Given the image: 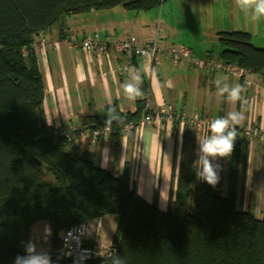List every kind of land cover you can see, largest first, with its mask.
<instances>
[{
    "label": "trees",
    "instance_id": "1",
    "mask_svg": "<svg viewBox=\"0 0 264 264\" xmlns=\"http://www.w3.org/2000/svg\"><path fill=\"white\" fill-rule=\"evenodd\" d=\"M163 1L0 0V264H14L18 255H25L24 245L39 222L51 231L47 254L52 264H110V258L81 262L58 253L59 234L106 216L116 222L114 254L126 257L127 264H264V213L256 219L242 209L238 197V176L247 159L238 140L224 197L220 183H198L191 197L192 178L183 176L169 210L160 211L136 196L125 176L97 168L92 153L69 151L67 140L46 123V90L31 48L33 37L68 14L117 6L146 12ZM217 36L220 50L209 59L264 77V48L252 45L250 32ZM187 49L192 59L206 60ZM145 100L135 114L117 115L119 122L109 125L114 135L149 114Z\"/></svg>",
    "mask_w": 264,
    "mask_h": 264
},
{
    "label": "crops",
    "instance_id": "2",
    "mask_svg": "<svg viewBox=\"0 0 264 264\" xmlns=\"http://www.w3.org/2000/svg\"><path fill=\"white\" fill-rule=\"evenodd\" d=\"M226 2L175 0L146 12L117 6L105 11L68 14L60 19V23L33 37V40L43 38L48 43L35 49L34 54L46 90L42 111L54 134L62 136L65 131L69 132L73 136L67 140L69 151L92 153L97 168L116 177L125 176L136 196L160 211L169 210L174 202L180 177L192 178L191 197L198 183H206L196 178L194 167L197 137L203 135L195 128L181 126L176 120L159 123L153 116L143 127L137 126L138 123H127L120 135L113 133L91 144L85 138L89 127L105 125L106 114L111 109L116 115L135 114L139 101L145 98L151 110L170 106L180 118L198 115L213 119L223 117L229 111H241L244 119L237 127L264 126V77L248 73L250 85L247 86L237 77L220 71L199 72L189 64H174L166 57L153 61L135 54L115 52L94 57L72 45L80 43L84 36L94 34L99 41L106 43L133 37L141 45L156 42L163 48L184 46L195 58L209 59L220 50L219 33L248 32L243 28V22L234 19L235 0H230V5ZM123 67L144 69L141 85L144 96L135 102H129L123 96L121 84L127 74V71L120 73ZM217 76L226 77L230 85H242L245 88L243 100L231 104L219 97L213 82ZM237 140L247 153L246 164L238 176V197L242 209L253 214L248 159L252 155L255 158L264 156V142L238 135ZM229 161L230 156L214 161L221 167L218 183L223 197L227 192ZM261 201L264 209V193ZM50 236L48 225L39 222L32 227L29 241L36 245L38 252L48 253Z\"/></svg>",
    "mask_w": 264,
    "mask_h": 264
},
{
    "label": "built area",
    "instance_id": "3",
    "mask_svg": "<svg viewBox=\"0 0 264 264\" xmlns=\"http://www.w3.org/2000/svg\"><path fill=\"white\" fill-rule=\"evenodd\" d=\"M47 41L43 38L32 40L31 48H43L47 45ZM75 48L80 47L86 54L96 57V55L107 52H115L118 54L131 55L135 54L144 59L157 61L160 58H169L172 63L190 62L200 72L207 70L209 72L222 71L225 75L237 77L241 79L244 85H250L247 78L248 72L237 68L233 65H225L215 59L197 60L192 59L190 52L184 46H169L163 48L156 42L150 45H141L135 38L128 37L122 41L106 43L98 40L96 34L84 36L80 43L72 45ZM127 67L120 70L121 74H125ZM144 111L149 114L143 116L137 124L143 127L151 122L152 117L156 116L159 123H170L176 120L181 126L195 128L201 135L207 134L208 123L212 120L209 118L193 115L191 117H177L170 106H165L157 110H151L148 102H145ZM114 130L111 126L101 125L98 128L86 133V140L95 144L96 142L106 139L113 135ZM237 135L242 138L258 139L264 142V126L248 125L247 127H237ZM66 140H70L73 136L69 132L62 135ZM103 225V218L81 223L70 227L65 232L59 234L60 247L59 256L64 259H75L81 262L96 260L98 258H110V254H114L115 249L111 244V237L108 240L101 238L100 229Z\"/></svg>",
    "mask_w": 264,
    "mask_h": 264
},
{
    "label": "clouds",
    "instance_id": "4",
    "mask_svg": "<svg viewBox=\"0 0 264 264\" xmlns=\"http://www.w3.org/2000/svg\"><path fill=\"white\" fill-rule=\"evenodd\" d=\"M236 6L250 22H264V0H235ZM142 68L127 69L126 79L121 84L123 96L129 102H135L143 98L144 92ZM216 87V94L231 104L243 100L242 94L245 88L240 84H229L226 77L217 76L213 81ZM170 83V82H167ZM115 110L111 109L106 114L105 126L113 121L119 122ZM244 119L241 111H229L223 117L213 118L208 123L207 134L197 137V159L194 163L196 178L206 182L209 186L215 187L220 180L221 167L214 163L218 159L231 156L237 138V126ZM25 255H18L14 264H52L51 257L46 252H38L36 245L29 241L24 245ZM110 264H127L126 257L110 254Z\"/></svg>",
    "mask_w": 264,
    "mask_h": 264
},
{
    "label": "rangeland",
    "instance_id": "5",
    "mask_svg": "<svg viewBox=\"0 0 264 264\" xmlns=\"http://www.w3.org/2000/svg\"><path fill=\"white\" fill-rule=\"evenodd\" d=\"M174 1L175 0H164L163 3L168 4ZM229 1L230 0H227L225 4L230 5ZM233 10L234 19L237 20L238 23L243 22V28H247L246 30L251 32L252 45L259 48H264V22H250L244 16V14L240 12L238 7H233ZM229 14L231 15V13ZM247 176L249 178V185H252L253 188L251 200V203L254 206V208H252L254 210L253 215L256 219H258L262 217L264 210L263 204H261V196L264 193V156L262 158H255V156L252 155L248 159ZM115 228L116 222L113 216L103 217V225L100 229L101 238L108 240L113 235Z\"/></svg>",
    "mask_w": 264,
    "mask_h": 264
}]
</instances>
